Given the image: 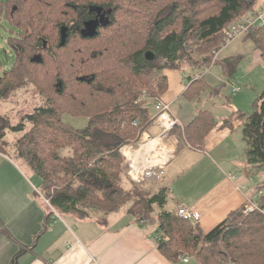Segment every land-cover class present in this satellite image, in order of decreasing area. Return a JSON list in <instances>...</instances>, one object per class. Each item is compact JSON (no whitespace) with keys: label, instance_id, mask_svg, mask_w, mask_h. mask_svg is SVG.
Masks as SVG:
<instances>
[{"label":"trees","instance_id":"16d2710c","mask_svg":"<svg viewBox=\"0 0 264 264\" xmlns=\"http://www.w3.org/2000/svg\"><path fill=\"white\" fill-rule=\"evenodd\" d=\"M68 1L0 0V15L17 30L10 39L14 66L0 76V104L29 84L45 99L15 123L0 106V142L6 132L24 135L19 158L42 178L43 194L63 213L103 226L135 200L137 209L131 206L128 214L138 221L160 220L158 246L171 260L188 253L202 264H264V216L236 212L205 234L198 225L156 210L166 204L165 191L149 195L143 183L131 181L121 154L125 145H138L155 121L141 99L145 93L161 100L166 77L159 72L207 63L210 56L204 53L218 49L223 30L252 11L257 0H135L112 31L87 40L68 35L66 46L59 26L69 25L75 15L64 6ZM249 36L264 48L263 26ZM150 51L156 55L151 62L145 56ZM67 115L85 117L88 125L75 129L63 120ZM243 120L248 163L263 166L264 92ZM45 145L50 154H43ZM260 199L264 207V195Z\"/></svg>","mask_w":264,"mask_h":264},{"label":"crops","instance_id":"0c3cea01","mask_svg":"<svg viewBox=\"0 0 264 264\" xmlns=\"http://www.w3.org/2000/svg\"><path fill=\"white\" fill-rule=\"evenodd\" d=\"M252 11H264V0H257ZM222 42L205 64L158 71L166 77L161 100L172 107L182 100L183 107L171 108L179 120L167 139L175 149L172 160L162 176L143 183L149 195L165 191L167 201L173 202L167 211L165 206L156 210L177 219L178 205L198 212L201 219L194 225L205 234L241 212L246 200L258 197L264 184L255 180L256 174H264V165L248 163L243 136V115L254 112L264 92V48L250 36L224 47ZM184 69L190 74L182 77ZM206 69L214 88L215 82L231 84V97L220 106L199 109L193 104L200 97L194 85H211L200 73ZM147 98L144 93L141 101L155 117L154 104ZM145 132L155 137L159 127L153 122ZM42 186V178L0 144V264H11L15 257L16 264H202L188 253L171 260L159 249V219L138 221L120 211L108 216L102 226L55 208Z\"/></svg>","mask_w":264,"mask_h":264},{"label":"built area","instance_id":"2783aa9c","mask_svg":"<svg viewBox=\"0 0 264 264\" xmlns=\"http://www.w3.org/2000/svg\"><path fill=\"white\" fill-rule=\"evenodd\" d=\"M264 21V11H250L242 18L234 21L222 32V46H226L237 39L250 34L255 27H262ZM146 95V94H145ZM156 110L155 125L159 127V134L152 137L149 133L144 132L138 145H125L121 149L124 159L125 172L131 181L135 183H144L152 178H159L164 174V167L172 160L175 149L169 143L168 136L179 126V120L173 115L170 104L160 99H151ZM138 123H134L138 127ZM157 142L156 145H150L142 150L143 147L150 143ZM264 191H260L258 197L248 198L242 209V213L246 216L251 214H260L264 216V207L260 202V198L264 195ZM176 215L180 219L196 224L200 221L201 216L183 205H178ZM156 241L159 243L161 238L158 236ZM188 261V259H185Z\"/></svg>","mask_w":264,"mask_h":264},{"label":"rangeland","instance_id":"374dc122","mask_svg":"<svg viewBox=\"0 0 264 264\" xmlns=\"http://www.w3.org/2000/svg\"><path fill=\"white\" fill-rule=\"evenodd\" d=\"M129 4L130 3L128 4L125 3L124 6L130 7ZM203 9H207V8L204 7L202 8V10ZM123 13L124 12H122V14ZM16 33H17L16 27H14L3 15H0V76L4 74V71L11 70V68L14 66L16 55L10 44V39L11 37H15L17 35ZM22 38H24V36H22ZM216 48L217 46L214 47L211 51H207L206 53H204V55L210 56L212 52L216 50ZM204 55L202 56L195 55V57L201 58ZM160 63L163 65L164 61L162 59H159L157 64H160ZM49 64H52V63H49ZM186 64H189V63H186ZM180 72L182 74V77L188 76L190 74V70L188 69L181 70ZM207 72H208L207 69L205 70V73L203 70L200 71L206 83L207 82L211 83V80L213 79L211 76H209V72L208 73ZM157 74H158V71H155L156 77H157ZM214 85H215L216 90L214 86H212V83L211 85H209V87L206 86L205 84H200L201 87L198 86L197 84L194 85L196 86L194 90L199 93L198 95H200L198 104H196L197 101L195 100L193 101L194 106L198 107L199 109L212 108V107L220 106L222 105V103L224 104L226 97H231V92H230L231 84L229 82L225 83V85L223 86H222V83L220 82H215ZM38 92H39L38 89L32 84H29V86L27 87L14 90L12 92V100L9 101L8 103L0 104L2 112L7 113V115L9 114L10 116H12L14 119V123H15V120L18 121L20 119V117L22 116L21 114H25L26 112L30 113L32 112L33 108H35L36 106L44 104L45 99L42 96H39ZM181 107H183L182 100L177 101V103L173 105V107L171 106V108L173 109H178ZM187 110L188 109H185V113L188 115L190 111H187ZM63 120L65 121V123H67L68 125H70L71 127L75 129H82L88 125V120L85 117H72V116L67 115L63 117ZM30 130H33V129H28V131ZM6 135H7L6 139L0 142L3 150L6 153L10 154L15 159L19 160L20 159L19 152L21 151V148H22V146L20 147V141L24 140L23 138L24 135L19 134V133H12V132H8V133L6 132ZM43 151H44L43 154H50L48 152L46 145ZM67 153H68V149H65L62 151V154L67 155ZM20 161L21 163L27 165L24 160L20 159ZM123 169L125 171L124 163H123ZM255 180L257 181V183L263 181L264 174H256ZM54 189H55V186L51 188V192H53ZM130 201L131 202L128 203L129 205L125 204V206L122 207L121 210H119V212L122 211L121 213H125V212L128 213V211L129 212L131 211L130 210L131 206L133 207L132 209H135L137 205L136 202H134L135 200H130ZM172 207H173V202L171 201V199H169L167 203L165 204L164 209L165 211H167L171 209ZM138 214L140 216H144L145 213L140 212ZM224 264H230V262L227 261Z\"/></svg>","mask_w":264,"mask_h":264},{"label":"flooded vegetation","instance_id":"af4514ba","mask_svg":"<svg viewBox=\"0 0 264 264\" xmlns=\"http://www.w3.org/2000/svg\"><path fill=\"white\" fill-rule=\"evenodd\" d=\"M131 1L135 0H69L65 2L64 6L73 11L75 15L70 17L71 22L69 25L62 24L59 26L60 41H62V30L66 32V46L70 40L68 35L77 36L79 40H87L96 38L100 33L112 31L114 25L118 23L116 21L121 17L122 12L127 9V6H124V4ZM144 8L146 9V7ZM147 15L146 13L143 14V16ZM90 22H96L97 33L94 37H85L83 36V31ZM45 44L47 45L46 41H44Z\"/></svg>","mask_w":264,"mask_h":264},{"label":"water","instance_id":"95a60500","mask_svg":"<svg viewBox=\"0 0 264 264\" xmlns=\"http://www.w3.org/2000/svg\"><path fill=\"white\" fill-rule=\"evenodd\" d=\"M90 23L87 24V27L83 31V36H85V37H94L97 33V31H96L97 25L95 24L96 22L95 23L90 22ZM65 42H66V32H65V30H62L61 45H65ZM45 47H46V44H45ZM154 58H155L154 52L150 51L146 54V60L147 61H149V62L153 61Z\"/></svg>","mask_w":264,"mask_h":264},{"label":"bare ground","instance_id":"6f19581e","mask_svg":"<svg viewBox=\"0 0 264 264\" xmlns=\"http://www.w3.org/2000/svg\"><path fill=\"white\" fill-rule=\"evenodd\" d=\"M156 144H157V142L150 143L148 146H146V147H143V148H142V150H143V149H145V148H148L150 145H156Z\"/></svg>","mask_w":264,"mask_h":264}]
</instances>
